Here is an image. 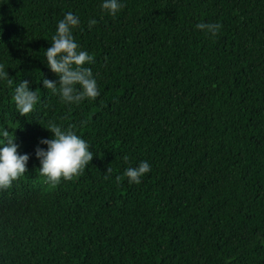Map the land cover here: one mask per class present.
<instances>
[{
	"label": "trees",
	"instance_id": "16d2710c",
	"mask_svg": "<svg viewBox=\"0 0 264 264\" xmlns=\"http://www.w3.org/2000/svg\"><path fill=\"white\" fill-rule=\"evenodd\" d=\"M103 2L0 0V147L7 129L29 155L0 189V264H264V0ZM68 12L100 93L78 104L43 85L59 88L46 49ZM23 80L39 97L26 116ZM49 122L94 156L56 186L36 156ZM142 161L141 183L116 182Z\"/></svg>",
	"mask_w": 264,
	"mask_h": 264
},
{
	"label": "clouds",
	"instance_id": "9594fccd",
	"mask_svg": "<svg viewBox=\"0 0 264 264\" xmlns=\"http://www.w3.org/2000/svg\"><path fill=\"white\" fill-rule=\"evenodd\" d=\"M121 7L119 0H104L102 4V8L113 16ZM79 24L80 20L76 15L71 12L66 13L58 23L51 47L46 49L47 66L59 76V88L56 82L47 78L43 79V85L53 94L58 91L62 101L69 104H78L85 98L95 99L100 94L92 70L84 66L86 63L93 62L94 58L87 51L80 50L72 34V29ZM95 24L96 20H90L89 28ZM221 27L219 23L197 24L198 29L206 30L212 36H215ZM7 77L4 66L0 65V79H7ZM8 84L12 85L10 79ZM38 99L36 91L30 89L27 80H23L14 88L13 100L22 116L34 110ZM73 127L69 126L67 130H63L55 122H49L48 127L45 128L54 134V138L40 141L41 144L47 145V150L40 147L36 149V156L41 163L39 174L52 186L58 185L62 179L69 181L80 175L94 158L87 142L73 131ZM2 137L6 143L0 147V189H7L28 171L29 155L18 153V145L10 137L7 129L2 131ZM124 160L127 162L128 157L125 156ZM150 171L149 163L142 161L137 167L126 168L123 176H116V182L120 183L127 177L129 183L139 184L141 178ZM111 172L112 169L108 167L107 173Z\"/></svg>",
	"mask_w": 264,
	"mask_h": 264
}]
</instances>
